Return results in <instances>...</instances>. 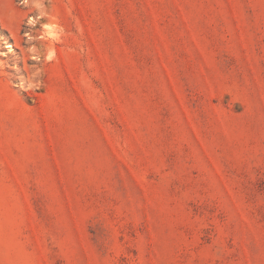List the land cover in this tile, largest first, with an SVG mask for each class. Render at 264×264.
Returning a JSON list of instances; mask_svg holds the SVG:
<instances>
[{"label": "rangeland", "instance_id": "374dc122", "mask_svg": "<svg viewBox=\"0 0 264 264\" xmlns=\"http://www.w3.org/2000/svg\"><path fill=\"white\" fill-rule=\"evenodd\" d=\"M0 264H264V0H0Z\"/></svg>", "mask_w": 264, "mask_h": 264}]
</instances>
